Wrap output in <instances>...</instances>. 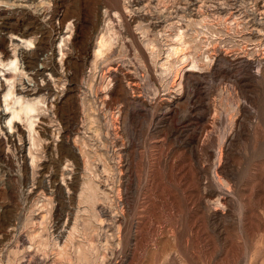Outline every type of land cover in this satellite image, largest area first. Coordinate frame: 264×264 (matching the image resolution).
I'll use <instances>...</instances> for the list:
<instances>
[{
  "label": "rangeland",
  "instance_id": "obj_1",
  "mask_svg": "<svg viewBox=\"0 0 264 264\" xmlns=\"http://www.w3.org/2000/svg\"><path fill=\"white\" fill-rule=\"evenodd\" d=\"M0 264H264V0H0Z\"/></svg>",
  "mask_w": 264,
  "mask_h": 264
},
{
  "label": "bare ground",
  "instance_id": "obj_2",
  "mask_svg": "<svg viewBox=\"0 0 264 264\" xmlns=\"http://www.w3.org/2000/svg\"><path fill=\"white\" fill-rule=\"evenodd\" d=\"M33 33V32H32ZM58 34V33H57ZM23 40H25V42H26V44L27 45H30L31 44V42H32V40H29V39H24V38H22ZM104 40H102L101 41V43H100V45L101 46H103V47H105L106 45L104 44L105 43V41L103 42ZM98 43V44H99ZM96 47H98V46H96ZM97 50V49H96ZM99 50V53L101 52V48L100 49H98ZM96 52H98V51H96ZM10 53V52H9ZM97 54V53H96ZM101 54V53H100ZM97 55H99V54H97ZM7 59L8 60H10V62H14L15 60H18L19 59V57H18V55H15V54H13V53H10V55L7 57ZM35 73V72H34ZM42 75V74H41ZM8 95H9V93H8ZM21 110L22 111H24V112H26V113H28L29 111H31V109L30 108H26V107H24V106H22L21 107ZM22 152V151H21ZM59 162V161H58Z\"/></svg>",
  "mask_w": 264,
  "mask_h": 264
}]
</instances>
